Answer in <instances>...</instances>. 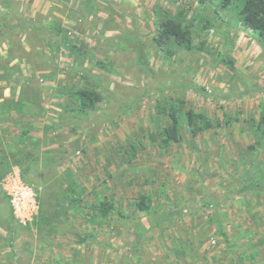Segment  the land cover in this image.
I'll use <instances>...</instances> for the list:
<instances>
[{
  "label": "rangeland",
  "instance_id": "obj_1",
  "mask_svg": "<svg viewBox=\"0 0 264 264\" xmlns=\"http://www.w3.org/2000/svg\"><path fill=\"white\" fill-rule=\"evenodd\" d=\"M181 7L194 48L167 57L155 11ZM230 15L208 0H0V98L23 107L0 115V153L18 161L0 177V264H264V193L231 178L264 187V141L249 128L264 112V54ZM50 21L69 46H55ZM82 87L100 102L69 118L66 91ZM173 99L221 125L193 136L182 123L161 148L157 107ZM67 172L83 190L77 208L62 200ZM19 182L38 205L29 221L12 204ZM141 196L152 214L135 207ZM104 199L131 223L103 219Z\"/></svg>",
  "mask_w": 264,
  "mask_h": 264
},
{
  "label": "trees",
  "instance_id": "obj_2",
  "mask_svg": "<svg viewBox=\"0 0 264 264\" xmlns=\"http://www.w3.org/2000/svg\"><path fill=\"white\" fill-rule=\"evenodd\" d=\"M209 3L214 4L216 8L228 11L230 19L232 16V22L234 25L241 23L245 28L250 29L256 35V40L258 45L261 47L262 53L264 54V0H208ZM206 0H203L205 3ZM156 17H158V22L155 25L156 34L154 41L159 50L165 54L167 57L171 56L175 50H185L190 51L193 47L192 32L190 26H193L191 19L185 21L188 11L186 8H177L174 15L162 12V10L155 11ZM204 28H209V23L204 19L200 18ZM46 32L55 38H61L64 33L63 27L52 21L45 24ZM47 48H52L49 42H46ZM69 46L66 44L65 39L56 43L55 46ZM71 49L77 50L74 46L70 45ZM52 50V49H51ZM226 68L232 70L234 69V60L230 57L225 61ZM67 99L69 100V105H66L65 111L68 112L69 118H79L85 116L91 111H94L97 104L100 102V94L92 89L82 87L76 90L66 91ZM23 107L19 101H14L12 99H2L0 98V115L8 114L11 111L21 112ZM157 113L160 116H165L167 123L163 127L158 128V133L155 134L151 139L158 142L161 148H168L171 144L177 143L181 139L180 128L182 123L188 128L193 136H197L199 133L214 129L220 126L219 122L213 123L202 113H196L191 109L184 108V101L180 99H173L169 103L160 104L157 107ZM227 126L231 124V120L227 118ZM63 124L58 125L55 128H59ZM249 128L253 135L256 136L255 144L259 146L262 141H264V112L261 113L259 121L257 124L249 125ZM249 149H254L250 146ZM28 158V157H27ZM14 164L18 161H13ZM13 163L8 160V156L0 153V177H3L13 166ZM68 173V172H67ZM66 174V173H65ZM66 187L62 191V200L65 201L70 207L77 208L81 197L83 195V190L79 189L77 184L71 179L70 174H66ZM239 185V193H247L253 195H259L264 193V187L255 183L252 178H240L231 177ZM152 200L148 196H141L136 202L135 207L146 214H152L151 212ZM97 211L99 215L106 220L117 219L122 220L127 223H131L129 217L125 215L122 211L118 210L114 203L108 199H104L99 202L97 206ZM156 214V213H154ZM166 214V213H165ZM164 215V213H163ZM162 217V215H161ZM46 218L42 215L36 219V226H40L43 220ZM161 221V220H160ZM212 221L219 225L216 215L213 216ZM220 226V225H219ZM0 227L4 228L9 233V228L3 225L0 219ZM29 227V225H27ZM221 236L228 242L227 235L221 231ZM96 242V237L93 235L81 237L79 244H86L87 241ZM253 259L252 256H247L246 258H239L240 264H244V260H248L251 263Z\"/></svg>",
  "mask_w": 264,
  "mask_h": 264
},
{
  "label": "built area",
  "instance_id": "obj_3",
  "mask_svg": "<svg viewBox=\"0 0 264 264\" xmlns=\"http://www.w3.org/2000/svg\"><path fill=\"white\" fill-rule=\"evenodd\" d=\"M19 184V188L17 187L18 185L15 187L17 192L14 195L12 204L14 209L19 206L18 210L20 208L23 218L29 221L37 215L38 205L36 204L30 189L22 186L20 182Z\"/></svg>",
  "mask_w": 264,
  "mask_h": 264
}]
</instances>
